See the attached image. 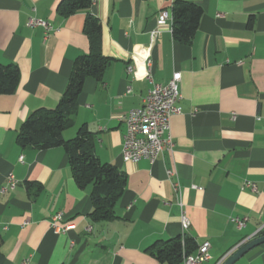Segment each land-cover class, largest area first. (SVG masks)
I'll return each instance as SVG.
<instances>
[{"label": "crops", "instance_id": "0c3cea01", "mask_svg": "<svg viewBox=\"0 0 264 264\" xmlns=\"http://www.w3.org/2000/svg\"><path fill=\"white\" fill-rule=\"evenodd\" d=\"M188 1L202 7L191 42L173 39L169 19L150 44L158 13L171 14L173 0H93L102 53L111 61L101 81L85 79L63 137L72 138L85 124L95 155L126 174L116 218L93 221L91 185H76L63 147L16 142L33 110L58 103L74 59L88 51L86 13L62 17L60 0H0V64L15 63L20 71L17 90L0 95V189L9 174L17 179L14 188L0 191V264H156L145 249L184 234L197 247L209 242L210 258L202 264H221L264 235V0ZM31 17L53 30L45 36L42 27L28 26ZM148 48L150 79L143 76ZM175 71L181 74V112L170 119L172 151L153 163L124 161L123 114L140 107L153 83L165 84ZM175 180L190 222L186 231ZM245 181L256 190L242 188ZM59 211L60 224L72 225L65 233L50 225ZM235 217L245 219L242 227ZM233 264H264V243Z\"/></svg>", "mask_w": 264, "mask_h": 264}, {"label": "trees", "instance_id": "16d2710c", "mask_svg": "<svg viewBox=\"0 0 264 264\" xmlns=\"http://www.w3.org/2000/svg\"><path fill=\"white\" fill-rule=\"evenodd\" d=\"M93 0H60L57 13L68 17L77 11H85L83 31L88 38V51L77 56L72 64L65 90L53 108H37L20 124L16 142L21 147L49 149L61 146L65 150L72 177L83 188L91 185L93 221H111L116 218L114 207L126 186V174L114 165L101 162L94 153V135L85 124L76 134L65 139L63 132L73 124L78 109V97L86 78L101 81L111 58L101 49V23L91 12ZM171 32L176 42H191L202 16V7L188 0H173L170 8ZM20 82V71L15 63L0 64V95L13 94ZM31 185V183H28ZM197 246L184 235L159 239L145 251L156 264H178L183 255L192 253Z\"/></svg>", "mask_w": 264, "mask_h": 264}, {"label": "built area", "instance_id": "2783aa9c", "mask_svg": "<svg viewBox=\"0 0 264 264\" xmlns=\"http://www.w3.org/2000/svg\"><path fill=\"white\" fill-rule=\"evenodd\" d=\"M169 19H172V16L167 10H161L158 13L156 17L157 27L150 32V44L158 36L160 32L159 27L165 25ZM27 25L31 27H42L45 36L53 30L48 22L36 17L29 18ZM143 60L145 67L143 76L150 79L149 70L151 59L149 57V48L145 50ZM127 69L131 71V66H128ZM180 77V72L175 71L165 84L153 83L143 98L142 105L138 108L129 109L123 114L125 132L123 135L121 156L124 161L137 162L140 159H146L150 163H153L164 150L172 151L174 143L170 131V119L173 115L181 112L179 105L181 94L178 89ZM232 117L234 118V114ZM262 121L264 122V118ZM168 174H171V172L168 171ZM16 184L17 179L13 174H9L6 177V184L1 187L0 191L3 193L7 189L14 188ZM246 187L253 191L256 190L255 184L250 181L244 182L242 188ZM172 189L175 194L176 203L181 209V225L184 231H186L190 226V222L182 209L181 190L177 180L172 182ZM61 221L62 212L60 211L54 213L50 218L51 228L56 233H65L72 228L71 224L61 225ZM232 221L238 227H242L245 219L235 217ZM87 229L90 230L91 227ZM209 248V242L202 243L197 247L195 253L183 255L182 263L202 264L210 258ZM22 264H27V260H24Z\"/></svg>", "mask_w": 264, "mask_h": 264}, {"label": "water", "instance_id": "95a60500", "mask_svg": "<svg viewBox=\"0 0 264 264\" xmlns=\"http://www.w3.org/2000/svg\"><path fill=\"white\" fill-rule=\"evenodd\" d=\"M264 243V235L258 236L242 246H240L235 251H232L221 264H233L238 258H240L244 253H246L248 250L253 248L254 246H257L259 244Z\"/></svg>", "mask_w": 264, "mask_h": 264}]
</instances>
